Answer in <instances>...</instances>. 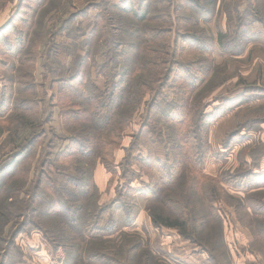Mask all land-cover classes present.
I'll use <instances>...</instances> for the list:
<instances>
[{"label":"trees","instance_id":"obj_1","mask_svg":"<svg viewBox=\"0 0 264 264\" xmlns=\"http://www.w3.org/2000/svg\"><path fill=\"white\" fill-rule=\"evenodd\" d=\"M225 1L178 0L177 5L168 0H137L136 5H128L127 0L123 6L106 3V13L93 18V27L86 35L85 56L76 73L51 79L60 85L54 106H59L64 120L61 135L50 126L52 113L46 117L43 104L40 107L36 87L17 93L19 98L11 113L0 124L1 149L13 153L8 154L9 162L3 170H14L17 160L29 150H33L28 156L31 162L38 153L47 159L30 182V166L21 168L16 176L6 173L7 183L0 194V236L4 226L17 219V227L32 222L54 249L64 250L63 264H167V260L143 247L139 238L122 235L115 243L109 239L118 230L111 206H119L128 220L134 198L139 196L145 200L144 209L154 228L175 231L183 241L205 252L211 264H229L223 221L215 205L230 199L224 186L232 182L221 175L208 176L203 170L211 154L209 130L221 114H207L206 94L197 91L211 70L212 79L218 75L215 46L224 54L229 52L228 36L221 32L216 37L208 35L200 27L199 18L218 3L223 9ZM182 4L188 8L183 17L179 15ZM246 16L251 19H240L233 33L239 39L244 33L247 36L246 29L253 22L264 27L257 10L249 9ZM31 37L26 35L18 45L20 50L24 48V54L28 45L33 49ZM197 41L205 44L196 47L199 59L177 62L178 43ZM241 52L239 49L237 54ZM99 56L104 58L102 63L97 61ZM92 72L104 79L103 89L91 83ZM136 121L139 125L134 130ZM58 140L68 142V146L54 154ZM157 146L163 147L164 161ZM140 149L146 155L134 157L141 154ZM98 165L112 176L119 170L121 184L110 205L101 203L94 182ZM238 170L239 178L252 176ZM142 175L148 180L133 187V181ZM258 188L244 187L248 195L243 202L233 200L237 212L246 215V205L252 214L263 210L258 206ZM46 195H50L46 207L37 213V200L43 201ZM64 201L68 203L62 204ZM35 213L38 215H31L35 221H28ZM256 222L258 228L252 237L260 241L263 251L259 252L264 256V219Z\"/></svg>","mask_w":264,"mask_h":264},{"label":"rangeland","instance_id":"obj_2","mask_svg":"<svg viewBox=\"0 0 264 264\" xmlns=\"http://www.w3.org/2000/svg\"><path fill=\"white\" fill-rule=\"evenodd\" d=\"M126 1L0 0V124L11 113L13 103L19 98L17 93L36 87L38 101H41L40 107L43 104L46 117L52 113L53 122L50 126L61 135L64 120L61 118L59 106H54L60 85L51 79L73 76L76 73L85 56L86 35L93 27V18L106 13L103 10L106 3L123 6ZM168 1L179 5L178 0ZM136 4L137 0H130L128 5ZM219 6L218 3L215 9L208 10L204 17L199 16L200 27L206 30L208 35L216 37L217 33L221 32L229 38L226 42L229 52L224 54L216 46L213 51L215 65L219 66L217 77L212 79L214 71L211 70L197 87V91H203L204 96L206 94L204 102L208 106L205 112L209 115L221 114L213 120L209 130L211 154L206 159L203 170L208 176L221 175L232 182L231 186H224L231 200L226 198V203L218 201L215 205L223 221L226 262L264 264V256L259 252L263 251L262 245L252 237V232L258 228L256 219H264V27L260 22H253L251 27L246 29L247 32L245 31L248 33L246 37L245 33L241 39L233 34L240 19L241 22L251 19L246 16L249 9L257 10L258 19L261 17L264 22V0H226L223 9H219ZM164 7L167 6L164 4ZM186 10L188 8L183 5L179 15L183 17ZM26 35L32 36L30 43L33 42L34 46L31 50L28 45L24 54V48L20 50L18 45ZM199 45L205 44L199 41L195 44L179 42L176 61L185 64L199 59L201 54L196 48ZM239 49L242 52L237 54ZM97 61L102 63L103 56H99ZM13 66L15 70L12 71ZM179 77L180 74L177 75V78ZM10 80L13 83H10ZM91 83L98 89H103L104 79L92 72ZM9 87L13 88V91H10ZM27 96L33 100L29 94ZM138 125L136 121L134 130H137ZM50 126L46 129H51ZM2 139L3 137L0 138V194L4 193L3 185L7 183L6 173L14 175L21 168L30 166V182L36 179L37 171H40L47 159L46 155L40 157L38 153L31 162L28 156L33 150H29L24 153V157L17 160L14 170L7 172L3 169L9 162L8 156L13 153H10V149H1ZM127 142L128 139L124 144ZM67 146L68 142L64 140L56 141L54 154L63 151ZM155 149L164 161L163 147L157 146ZM45 151L47 153L48 149L45 148ZM140 151L141 154L136 153L134 157L146 155L145 150ZM98 167L101 166L95 168L94 182L100 191L101 203L110 205L115 198L117 185L121 184L118 178L119 170L112 176L102 168L100 171ZM238 169L246 170L252 176L239 178ZM147 180L148 178L142 175L131 185L137 188L140 181ZM248 185L259 187L257 201L263 210L252 214L246 205L245 215L244 211L237 212L233 200L243 202L244 197L248 195L243 189ZM18 188H21L20 183ZM49 197L50 195H46L43 196V201L37 200L38 204H42H36L37 213H40L42 208L45 209L46 199ZM63 203L66 205L68 202ZM134 203L128 220L119 206H111L110 212L114 214L118 227L109 237L112 242L121 241L122 235H129L139 238L143 247L150 249L158 258L167 260V264H211L208 255L201 249L181 238L175 240V234L166 229L154 228L144 209L145 200L135 196ZM31 215L38 214L29 215L28 221H35ZM16 223L17 219L8 222L0 236V264L64 263V250L54 249L32 222L23 227H17Z\"/></svg>","mask_w":264,"mask_h":264},{"label":"crops","instance_id":"obj_3","mask_svg":"<svg viewBox=\"0 0 264 264\" xmlns=\"http://www.w3.org/2000/svg\"><path fill=\"white\" fill-rule=\"evenodd\" d=\"M127 144V143H126ZM118 156H120V155H118ZM101 168L103 169V167L101 166V167H98L97 169H100V171H101ZM104 170V169H103ZM105 171V170H104ZM106 172V171H105ZM108 177V176H107ZM108 178H110V177H108ZM108 178H107V180H108ZM108 182V181H107ZM106 186H107V183H106ZM169 232H172L173 234H175L174 235V238H175V240H177V238H179L180 239V237L177 235V233L176 232H174V231H171V230H168ZM163 242H166V241H164L163 240Z\"/></svg>","mask_w":264,"mask_h":264}]
</instances>
